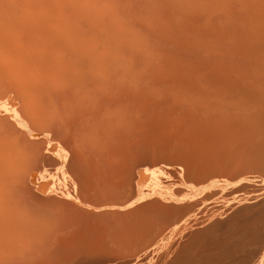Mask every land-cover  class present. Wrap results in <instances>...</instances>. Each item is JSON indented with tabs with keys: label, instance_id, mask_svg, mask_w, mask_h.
<instances>
[{
	"label": "rangeland",
	"instance_id": "374dc122",
	"mask_svg": "<svg viewBox=\"0 0 264 264\" xmlns=\"http://www.w3.org/2000/svg\"><path fill=\"white\" fill-rule=\"evenodd\" d=\"M10 16L46 22L49 30L37 31V37L34 30L13 36L16 45L27 42L38 56L27 68H15L18 53L2 47L0 40V64L10 61L18 69L12 68L13 79L26 76L45 86L41 98H32L29 126L6 131L12 133L10 137L0 133L12 149L11 161L0 162V168L4 166L0 174L7 175L0 176V264H264V114L258 117L263 112L257 111L258 118L254 109L247 112L246 142L237 138L242 88L246 87L244 103L250 108V79L256 72L261 74L258 69L264 65V0H0V31ZM21 93L11 92V100L0 95L1 103L8 100L0 103L4 115L6 107L20 106ZM60 122L68 132L62 131ZM247 131L262 134L249 143ZM62 153L68 157L63 163ZM32 155L37 162L31 161ZM58 163L66 164L59 168ZM137 168H142L145 184L138 182ZM47 174L54 187L60 183L58 187L67 194L56 187L59 191L45 195ZM84 175L92 178L88 181ZM66 182L75 183L76 189ZM143 184L153 185L155 195L136 203V186ZM80 189L93 195H85L89 202ZM44 197H48L46 204ZM103 200L110 205H103ZM73 222L81 227L97 223L98 236L103 230L101 236L108 244L97 243L100 254L51 252L54 235Z\"/></svg>",
	"mask_w": 264,
	"mask_h": 264
},
{
	"label": "bare ground",
	"instance_id": "6f19581e",
	"mask_svg": "<svg viewBox=\"0 0 264 264\" xmlns=\"http://www.w3.org/2000/svg\"><path fill=\"white\" fill-rule=\"evenodd\" d=\"M2 18V17H1ZM0 18V19H1ZM37 20V19H36ZM33 20L32 18H30V17H12V16H10V17H6L5 18V20H4V23L3 22H1V24H2V28H1V35L2 36H4L2 39H0V40H2L1 41V43L3 44V45H1L2 47H7V48H10V49H12V50H15L18 54H17V62H15V64H17L16 66H15V68L16 67H25V68H27V65L30 63V61L31 60H33V59H35V58H37V57H35V53H34V50H32V48L30 47V46H27L28 44H26V43H24V44H26V45H24L22 42L20 43H17V45L14 43V41L12 40V38H13V36L14 35H16V34H18V32H26V31H32V30H34V31H36V33H35V37H37L36 36V34H37V31H41V32H44V33H47L48 32V30H49V24H47L46 22H41V21H39V20ZM39 21V22H38ZM44 23H46V24H44ZM5 24V25H4ZM54 29V28H53ZM57 31V30H56ZM65 31V30H64ZM40 32V33H41ZM39 32H38V34H40ZM50 33H52V32H50L49 31V34ZM64 33V32H63ZM30 35L32 34V32H30L29 33ZM53 35V34H52ZM33 36H34V34H33ZM55 36V35H54ZM56 37V36H55ZM53 38V40L55 41V39L56 38ZM31 38V37H30ZM34 38V37H33ZM48 38V37H47ZM50 38V37H49ZM71 38V37H70ZM77 38V37H76ZM75 39V38H74ZM259 39V38H258ZM32 40V39H31ZM37 40H38V38H37ZM49 40V39H48ZM48 40H46V44H48ZM57 40V39H56ZM18 41V40H17ZM51 41V40H50ZM67 41V40H66ZM257 42H258V40H257ZM36 43H38V42H36L35 41V44ZM39 43H41L40 41H39ZM39 43H38V45H39ZM71 43V42H70ZM35 44H34V46H35ZM43 43H41L40 45L41 46H43L42 45ZM65 44V43H64ZM258 44H259V42H258ZM260 44H261V42H260ZM37 46V45H36ZM44 46H45V44H44ZM259 46V45H258ZM32 47H33V45H32ZM34 48V47H33ZM43 48V47H42ZM259 48V47H258ZM10 49H7V50H10ZM35 49H38V48H35ZM44 49H46V48H44ZM48 49V48H47ZM257 49V48H256ZM260 49V48H259ZM259 49H257V50H259ZM11 50V51H12ZM39 50V49H38ZM51 50V48L50 49H48V51H50ZM73 50V49H72ZM264 51V49H261V51ZM39 51H41V50H39ZM46 52V51H45ZM44 52V53H45ZM257 52H259L260 53V57H261V52H260V50L259 51H257ZM256 52V54H258ZM40 53V52H39ZM44 53H43V59H44V56L46 57V56H48V55H44ZM46 53H48V52H46ZM50 53H51V51H50ZM41 54V53H40ZM42 55V54H41ZM41 55H39V58L41 57L42 58V56ZM264 56V55H263ZM255 57V56H254ZM257 57V56H256ZM47 58V57H46ZM259 58V57H258ZM263 58V57H262ZM38 59V58H37ZM255 59V58H254ZM264 59V58H263ZM262 59V60H263ZM1 62H3L2 60H0ZM255 61V60H254ZM260 61V60H259ZM10 63V61L7 63V61H6V63L4 64H0V95H2V96H4V97H8V99L9 100H11V96L12 95H10V93L11 92H21V90L23 91V93H21V96L19 97L20 98V100H21V102H20V106L19 107H17V106H15L17 103H18V101L17 100H15L16 102L14 103L15 105V107H17L16 109L14 108V110L12 109V108H8V109H12V110H7V107L5 108L6 110H5V113H7L6 115H4V108H3V111H2V109H0V112L2 111L3 112V114H1L0 115V133H4L5 132V135H6V133H7V135L9 136V132H6V131H8V130H10L12 133L13 132H15V130L16 129H18L19 127L21 128V129H23V128H25V125H27L28 124V120H29V117H28V110H29V108L31 107V103H32V101L34 100H32V98L33 97H40L41 98V95L43 94V91H44V88H45V86H44V84H42V83H40V84H36V83H34L33 82V80H29L30 78H27L26 76H20V79H19V77H17L18 78V80H17V78H15V80L13 79V77H12V75L14 76V77H16L15 76V73H14V71H16V70H18V69H14L13 67H14V63L12 62L11 64H9ZM256 63V62H255ZM257 63H259V62H257ZM264 63V62H263ZM260 64H262V63H259V65ZM21 65V66H20ZM253 66H254V63H253ZM255 66H258V65H256L255 64ZM264 66V65H263ZM262 65H261V67H263ZM260 67V66H259ZM258 67V68H259ZM259 68V69H261V70H259L258 69V71H260V72H262V73H264L263 71H262V69L263 68ZM12 68L14 69V71H12ZM24 69V68H23ZM254 69V68H253ZM255 69H256V67H255ZM264 70V69H263ZM21 71V70H20ZM254 71V70H253ZM18 72V71H17ZM23 72V71H22ZM21 72V73H22ZM14 73V74H13ZM261 73V74H262ZM259 72H256V77L254 78V76H253V74L251 75V78H254V80H252V79H250L251 80V84L249 85V84H247V86L249 85V91H250V97L249 96H247V98L249 97V98H251L252 99V101H250L252 104H251V107H253L252 109H250L249 107V110H248V108L246 107V104L244 103V97H246L245 95H244V93H243V91H244V88H246L245 86H244V88H242L243 89V91H241L242 93H241V99H240V112H239V120H238V129H239V137H237V138H239V140H240V142L241 143H245L246 142V138H245V135H246V132H245V126L247 125H250V124H248V122L246 121V116H248V114H247V112H249V111H251V110H253V111H256L255 113H256V118H260V116L262 117V114H264V105H263V103H264V76H262ZM262 76V77H261ZM22 77V78H21ZM247 81V80H246ZM248 82H249V80H248ZM244 84H245V82H244ZM240 86V85H239ZM241 87H243V86H240V89H241ZM26 88H33V91L35 92V93H33V94H30V93H28L27 92V89ZM239 89V90H240ZM241 89V90H242ZM247 90L248 89H246L245 90V94H246V92H247ZM238 92V91H237ZM35 94V95H34ZM66 94V93H65ZM238 94H239V92H238ZM49 96V95H48ZM47 96V97H48ZM66 97V96H65ZM1 98V97H0ZM3 98V97H2ZM1 98V99H2ZM60 98V97H59ZM63 98V97H62ZM68 98V97H67ZM251 99H249V100H251ZM7 100V99H6ZM5 99L4 100H2V103L1 104H3L5 101H6ZM19 100V99H18ZM31 100V101H30ZM54 100H57V99H54ZM64 100V99H63ZM74 100V99H73ZM249 100H247L248 102H249ZM4 101V102H3ZM8 101V100H7ZM14 101V100H13ZM60 101V100H59ZM66 101V100H65ZM11 102V101H10ZM34 102V101H33ZM61 102V101H60ZM63 102V101H62ZM249 102V103H250ZM12 103V104H13ZM35 103V102H34ZM51 103H52V101H51ZM33 104V103H32ZM57 104V103H56ZM4 105H5V103H4ZM4 105H2V106H4ZM6 105H8V104H6ZM1 105H0V107H2ZM11 106V105H10ZM36 107V106H35ZM88 107V106H87ZM74 108V107H73ZM76 108V107H75ZM245 108H247V111H246V109ZM58 109V108H57ZM64 109V108H63ZM66 109V108H65ZM68 109V108H67ZM66 109V110H67ZM85 109V108H84ZM87 109H89V108H87ZM69 110V109H68ZM67 110V111H68ZM76 110V109H75ZM71 111V110H70ZM78 111V110H77ZM80 111V110H79ZM90 111H92L91 109H90ZM253 111H252V113H253ZM257 111H261V112H263V113H259V116L257 117V114H258V112ZM1 112V113H2ZM57 112H59L58 110H57ZM62 112V111H61ZM89 112V111H88ZM87 112V113H88ZM64 113V112H63ZM70 113H72V112H70ZM86 113V114H87ZM252 113L250 112V115H251V117H252ZM30 114V113H29ZM245 114H246V116H245ZM31 115V114H30ZM67 115V114H66ZM77 115V114H76ZM88 115V114H87ZM86 115V116H87ZM90 115V114H89ZM88 115V116H89ZM92 115H93V113H92ZM112 115V114H111ZM63 116V115H62ZM68 116V115H67ZM78 116H79V114H78ZM32 117V116H31ZM64 117V116H63ZM70 117V119H71V115L69 116ZM75 118H76V116H74ZM92 117V116H91ZM246 117V118H245ZM50 118H52V117H50ZM62 118V117H61ZM250 118V117H249ZM80 119V118H79ZM84 119V118H83ZM89 119V118H88ZM87 119V120H88ZM107 119V118H106ZM251 119V118H250ZM252 119H254V117H252ZM67 120H68V118H67ZM248 120V119H247ZM31 121V120H30ZM57 121V120H56ZM59 121V120H58ZM62 121H64V120H62ZM79 121V120H78ZM99 121V120H98ZM53 122V121H52ZM51 122V123H52ZM65 122V121H64ZM63 122V123H64ZM82 122V121H81ZM247 122V123H246ZM253 122V121H252ZM254 122H255V119H254ZM31 123H32V121H31ZM58 123V122H57ZM61 123L62 122H60V125H61ZM68 123H69V120H68ZM257 123V122H256ZM54 124H56V122L54 123ZM66 124V123H65ZM73 124V123H72ZM78 124V123H77ZM98 124V123H97ZM253 125H254V123H252ZM262 124V123H261ZM32 125V124H31ZM30 125V126H31ZM51 125V124H50ZM59 125V124H58ZM79 125V124H78ZM83 125H84V123H83ZM263 126H264V122H263V124H262ZM17 126H19L18 128H17ZM29 125H27L26 127H28ZM62 127H64L65 125H61ZM16 127V128H15ZM48 127H49V125H48ZM51 127H52V125H51ZM54 127V126H53ZM57 127V126H56ZM60 127V126H59ZM59 127H57L58 129H59ZM66 127H68V126H66ZM74 127V126H73ZM81 127V126H80ZM259 127V126H258ZM30 128V127H29ZM28 128V129H29ZM257 127H255V131L257 130L256 129ZM51 129V128H50ZM50 129H48V131L50 130ZM62 129V128H61ZM67 129V128H66ZM70 129H72L71 127H70ZM74 129H75V127H74ZM14 130V131H13ZM44 130V129H43ZM63 130H65V127H64V129H62V131ZM76 130H78L77 128H76ZM247 130H248V128H247ZM249 130H250V126H249ZM19 131H20V129H19ZM23 131H25V130H23ZM44 131H46V130H44ZM56 131H57V129H56ZM59 131V130H58ZM57 131V132H58ZM61 131V132H62ZM66 131V130H65ZM64 131V132H65ZM64 132H62V133H60V134H62V135H65V134H63ZM66 132H68V131H66ZM260 132V131H259ZM259 132H258V134H255L256 132H252V131H250V133H251V135H250V137L248 136V134H250L249 133V131H247V140H248V137H249V141H247V142H252L254 139H256V137L258 136V135H260V134H262V133H260L259 134ZM12 133H10V136H11V134ZM26 133V132H25ZM25 133H23V134H25ZM46 133H48V132H45V137H46ZM54 133V132H53ZM53 133H51V134H53ZM126 133V132H125ZM253 133V134H252ZM15 134V133H14ZM13 134V135H14ZM18 134V133H17ZM16 134V135H17ZM21 134V133H20ZM20 134L18 135V136H20ZM42 134V133H41ZM59 134V133H58ZM58 134H57V136H58ZM264 134V133H263ZM4 136V134H0V162L2 163V164H4V162H6V161H8V163H9V161H11L10 159L12 158V149L10 150L9 149V147H10V143L9 142H6L5 141V139H4V137L2 138V136ZM50 135V134H49ZM48 134H47V136L50 138V136H49ZM55 136H56V134H54ZM54 135H53V137H54ZM75 135V134H74ZM120 135V134H119ZM9 136V137H10ZM18 136H16V137H18ZM60 136V135H59ZM112 136V135H111ZM64 137V136H63ZM13 138V137H12ZM48 138V140H50ZM56 138V137H55ZM58 138V137H57ZM62 138V137H61ZM71 138V137H70ZM97 138V137H96ZM14 139V138H13ZM18 139V138H17ZM46 139H47V137H46ZM63 139V138H62ZM67 139V138H66ZM69 139V138H68ZM75 139H77V138H75ZM75 139H74V141H75ZM52 140V139H51ZM65 140V139H64ZM90 140V139H89ZM110 140H112V139H110ZM53 142H55L54 140H52ZM52 141H50V143L52 142ZM62 141V140H61ZM80 141V140H79ZM58 143L60 142V141H57ZM75 142H77V141H75ZM103 142V141H102ZM56 143V142H55ZM64 143H66V142H64ZM36 144V143H35ZM67 144H68V142H67ZM72 144V143H71ZM109 144V143H108ZM107 144V145H108ZM59 146H62V145H60V143L58 144ZM64 145V144H63ZM83 145V144H82ZM248 145V144H247ZM35 146V145H34ZM66 146V145H65ZM70 145H68V147H69ZM76 146V145H75ZM105 146H106V143H105ZM113 146V145H112ZM117 146V145H116ZM12 147V146H11ZM55 147V146H54ZM77 147H78V145H77ZM83 147H84V145H83ZM104 147V146H103ZM263 147V146H262ZM34 148H36V147H34ZM56 148V147H55ZM64 148V147H63ZM79 148H80V146H79ZM106 148H107V146H106ZM115 148V147H114ZM71 149V148H70ZM69 149V150H70ZM77 149V148H76ZM109 149V148H108ZM113 149V148H112ZM176 149H178V148H176ZM180 149V148H179ZM66 150V149H65ZM107 150V149H106ZM35 151V150H34ZM54 151H55V149H54ZM56 151H57V149H56ZM75 151V150H74ZM84 151V150H83ZM87 151V150H86ZM89 151V150H88ZM109 151V150H108ZM177 151H179V150H177ZM182 151V150H181ZM181 151H180V154H182L181 153ZM240 151V150H239ZM258 151V150H257ZM37 150H36V154H37ZM68 152V151H67ZM70 152V154H71V150L69 151ZM68 152V153H69ZM18 153V152H17ZM41 153V152H40ZM39 153V154H40ZM60 153V152H59ZM68 153H66V154H68ZM74 153V152H73ZM80 153V152H79ZM86 153V152H85ZM105 153V152H104ZM109 154H110V152H108ZM240 153V152H239ZM261 153V152H260ZM24 154V153H23ZM38 154V155H39ZM55 154H57V153H55ZM83 154V153H82ZM98 154V153H97ZM137 154V153H136ZM179 154V153H178ZM178 154L176 153V156H178ZM238 154V153H237ZM246 154V153H245ZM244 154V155H245ZM51 155L52 154H50V156L49 157H51ZM59 155H61L60 156V158H61V160L60 161H64V159L65 158H68V157H64L63 155H65V154H59ZM69 155V154H68ZM85 155V154H84ZM84 155H81V156H83L84 157ZM99 155V154H98ZM103 155V154H102ZM257 155V154H256ZM264 155V154H263ZM46 156H48V155H46ZM53 156H54V154H53ZM56 156V155H55ZM54 156V157H55ZM67 156V155H66ZM71 156H73V155H71ZM77 156H78V154H77ZM80 156V155H79ZM88 156V155H87ZM107 156V155H106ZM152 156V155H151ZM174 156H175V154H174ZM173 156V157H174ZM182 156V155H181ZM15 157V156H14ZM30 157H32V158H30V159H32L31 161H35V162H37V160H34L35 158H34V156L32 155V156H30ZM57 157V156H56ZM59 157V156H58ZM70 157V156H69ZM104 157V156H103ZM107 157H109V156H107ZM114 157V156H113ZM167 157V156H166ZM183 157V156H182ZM41 158V157H40ZM76 158V157H75ZM85 158V157H84ZM105 158V157H104ZM111 158V157H110ZM145 158H146V156H145ZM157 158V157H156ZM174 158H176V157H174ZM179 158V157H178ZM251 158V157H250ZM255 158V157H254ZM254 158H252L250 161H253V163H256L257 162V160L256 159H254ZM53 159V158H52ZM52 159H50V160H52ZM58 159V158H57ZM103 159V158H102ZM154 159V158H153ZM168 159V158H167ZM166 159V160H167ZM171 159H172V156H171ZM44 160H46V158L44 159ZM44 160H42V161H44ZM49 160V159H48ZM49 160V161H50ZM56 160V159H55ZM58 160V161H59ZM88 160V159H87ZM86 160V161H87ZM111 160H112V158H111ZM114 160V159H113ZM112 160V161H113ZM173 160H175V159H173ZM241 160V159H240ZM246 160V159H245ZM63 161H62V163H63ZM80 161H82V160H80ZM169 161L171 162L172 160H170V158H169ZM176 161V160H175ZM174 161V162H175ZM255 161V162H254ZM34 162V163H35ZM72 162V161H71ZM75 162V161H74ZM79 162V161H78ZM83 162V161H82ZM84 162H85V160H84ZM88 162H91V161H88ZM105 162V161H104ZM110 162V161H109ZM183 162V161H182ZM7 163V162H6ZM7 163V164H8ZM61 163V162H60ZM60 163H58V166L60 165ZM150 163V162H149ZM154 163V162H153ZM165 163V162H164ZM167 163V162H166ZM183 163H185V161L183 162ZM38 164H39V162H38ZM40 164H43V163H40ZM66 164V163H65ZM65 164H63V165H65ZM73 163H70V165H72ZM83 164V163H82ZM87 164V163H86ZM91 164V163H90ZM139 164V163H138ZM163 164V163H162ZM170 164V163H169ZM169 164L168 165H166V166H169ZM174 164V163H173ZM176 164H178V162L176 161ZM252 164V163H251ZM50 165V164H49ZM62 165V164H61ZM60 165V166H61ZM62 165V166H63ZM89 165V164H88ZM115 165V164H114ZM137 165V164H136ZM180 165H182L183 166V164H180ZM5 166H6V164H5ZM31 166V165H30ZM39 166V165H38ZM47 166V165H46ZM53 166H55V164L53 165ZM60 166H59V168H60ZM67 166V165H66ZM92 166V165H91ZM111 166V165H110ZM141 166V165H140ZM157 167H158V165H156ZM160 166V165H159ZM166 166H164L165 168H166ZM172 166H174V165H172ZM171 165H170V167L171 168H174V167H172ZM243 166V165H242ZM255 166V165H254ZM259 166V165H258ZM4 167V166H3ZM3 167H1V168H3ZM9 167V166H8ZM29 167V166H28ZM41 167V166H40ZM73 167V166H72ZM71 167V168H72ZM78 167V166H77ZM89 167V166H88ZM154 167V166H153ZM152 167V168H153ZM179 167H181V166H179ZM239 167V166H238ZM246 167V166H245ZM244 167V168H245ZM253 167V166H252ZM1 168H0V170H1ZM6 168H7V166H6ZM5 168V169H6ZM49 168H51V167H49ZM82 169H83V167H81ZM90 168V167H89ZM99 168V167H98ZM106 168H108V167H106ZM113 168V167H112ZM116 168V167H115ZM129 168V167H128ZM165 168H161V169H159L160 171H165L166 172V170H165ZM177 168V167H176ZM189 168V167H188ZM257 168V167H256ZM261 168V167H260ZM7 169H9V168H7ZM42 169H44V168H42ZM62 169V168H61ZM64 169H66V167H64ZM82 169H80V170H82ZM85 169H87V171H88V168L86 167ZM109 169H110V167H109ZM118 169V168H117ZM120 169V168H119ZM124 169H126V168H124ZM138 169V168H137ZM163 169V170H162ZM169 168H167V170H168ZM180 169V174L179 175H182V168H179ZM185 169V168H184ZM258 169V168H257ZM53 170H54V167H53ZM70 169H69V167H68V171H69ZM79 170V171H80ZM116 170V169H115ZM128 170V169H127ZM173 170V169H172ZM175 170V169H174ZM2 171H4V169L2 170ZM10 171V170H9ZM46 171V170H45ZM67 171V170H66ZM86 171V172H87ZM91 171H92V169H91ZM129 171V170H128ZM169 171V170H168ZM178 171V170H177ZM176 171V172H177ZM251 171V170H250ZM5 172H7V171H5ZM47 172V171H46ZM52 172V171H51ZM61 172H64V171H61ZM74 172H76V171H74ZM73 172V173H74ZM109 172V171H108ZM114 172V171H113ZM118 172V171H117ZM121 172V171H120ZM131 173L130 174H132V171H130ZM170 172H171V170H170ZM175 172V171H174ZM240 172V171H239ZM248 172V171H247ZM259 172V171H258ZM2 174L4 173V172H1ZM8 173V172H7ZM7 173H5V174H7ZM29 173V172H28ZM44 173V172H43ZM53 173V172H52ZM65 173H67V174H69L68 172H65ZM77 173V172H76ZM75 173V175H77ZM91 173V172H90ZM122 173H123V171H122ZM125 173V172H124ZM138 173V178H139V180H138V178L136 179V180H138V182H140V183H144V181H143V173H142V168L140 169H138V171H136V174ZM9 174V173H8ZM49 174H51V173H49ZM63 174V173H62ZM80 174H82L81 176H83V173H81L80 172ZM111 174V173H110ZM145 174V173H144ZM175 174V173H174ZM92 175H94V173L92 174ZM91 175V176H92ZM115 175V174H114ZM117 175V174H116ZM124 175V174H123ZM125 175H126V173H125ZM0 176L1 177H3V178H7V175L6 176H2L1 174H0ZM69 176H70V178H72L71 176L72 175H70L69 174ZM68 176V177H69ZM80 176V177H81ZM85 176V175H84ZM87 176L88 175H86L85 177H86V179L88 180V179H90V178H92V177H90V178H87ZM170 176V175H169ZM77 177V176H76ZM79 177V178H80ZM134 177V176H133ZM145 177V176H144ZM46 178H47V187L45 188V195H48V194H50V193H54V191H56V189L57 188H59L58 186H59V184H58V186L56 185V187H54V185H53V183L55 182V181H53V178H52V176H49L48 177V174H47V176H46ZM63 178V177H62ZM67 178V177H66ZM70 178H68V179H70ZM120 178V177H119ZM118 178V179H119ZM125 179H126V177H124ZM64 179V178H63ZM148 179V178H147ZM1 180V179H0ZM8 180H9V178H8ZM31 182H33L34 183V178H33V176L31 177ZM81 180V179H80ZM83 180H85L84 178H83ZM109 180V179H108ZM115 180H117V179H115ZM120 180H121V178H120ZM124 180V179H123ZM122 180V181H123ZM145 180H146V178H145ZM21 181V180H20ZM56 181H59L57 178H56ZM89 181V180H88ZM113 181V180H112ZM122 181H120V183H122ZM68 183H69V181H67ZM66 182V183H67ZM73 182H75V180L73 181ZM73 182L72 183H70V184H72V185H74L73 184ZM77 182H79V180H77ZM86 182V181H85ZM84 182V183H85ZM125 182V181H124ZM130 182V181H129ZM136 182V181H135ZM2 183V182H1ZM0 183V184H1ZM5 183V182H4ZM67 183V184H68ZM88 183V182H87ZM115 183V182H114ZM140 183H138V184H140ZM146 183V182H145ZM144 183V184H145ZM3 184V183H2ZM66 184V185H67ZM70 184H68V185H70ZM81 184H82V182H81ZM123 184V183H122ZM129 185H130V183H128ZM136 184V183H135ZM143 184V185H144ZM65 185V186H66ZM71 185V186H72ZM76 185V184H75ZM74 185V186H75ZM78 185V184H77ZM89 185V184H88ZM107 185H109V184H107ZM127 185V184H126ZM156 185V184H155ZM5 186V185H4ZM23 186V185H22ZM21 186V187H22ZM70 186V187H71ZM80 186V185H79ZM84 186V185H83ZM91 186H92V183H91ZM110 186V185H109ZM123 186H124V184H123ZM146 185H144V186H142V185H138V187L136 186V189H135V191H136V193H137V199H136V203L138 202H142V201H144V199H146V198H151V197H153L154 195H155V192H156V189H155V187L153 186V185H151L150 186V184L148 185L147 184V186L145 187ZM9 187V186H8ZM7 187V188H8ZM11 187V186H10ZM9 187V188H10ZM13 187H16V186H13ZM80 187H82V186H80ZM86 187V186H85ZM112 187H113V185H112ZM115 187V186H114ZM61 188V187H60ZM59 188V189H60ZM73 188V187H72ZM88 188V187H87ZM86 188V189H87ZM12 189V188H11ZM21 188H19V190H20ZM62 189V191H63V188H61ZM75 189H76V186H75ZM78 189V188H77ZM82 189H84L83 187H82ZM82 189H80L81 191H82ZM15 190V189H14ZM22 190V189H21ZM58 190V189H57ZM70 191H72V189H69ZM74 190V189H73ZM5 191V190H4ZM16 191H18V189H16ZM59 191V190H58ZM61 191V190H60ZM67 192H68V190H66ZM65 191V192H66ZM69 191V192H70ZM90 191H92V190H90ZM97 191V190H96ZM134 191V190H133ZM9 192V191H8ZM57 192V191H56ZM69 192H68V194H69ZM86 192V191H85ZM104 192V191H103ZM18 193V192H17ZM21 193H22V191H21ZM25 193V192H24ZM62 193V192H61ZM60 193V194H61ZM63 193H64V191H63ZM73 193H76V191H73ZM77 193H78V190H77ZM82 193H83V191H82ZM99 193V192H98ZM107 193V192H106ZM111 193V192H110ZM56 195L58 194V193H55ZM64 194H67V193H64ZM70 194H71V192H70ZM86 194H88V196L89 195H91V194H89L88 192L87 193H85V195ZM11 195V194H10ZM72 195V194H71ZM80 194H78V196H79ZM83 195H84V193H83ZM85 195H84V197H85ZM157 195V194H156ZM24 196V195H23ZM55 196V195H54ZM58 196H61V198H63L62 197V195H58ZM66 195H64V198H66V197H70V198H74V197H72V196H69V195H67L66 197H65ZM74 196L75 197H77L76 196V194H74ZM82 196V195H81ZM87 196V195H86ZM91 196H93V195H91ZM90 196V198H92ZM99 196V195H98ZM132 196H133V194H132ZM131 196V197H132ZM19 197V196H18ZM34 197V196H33ZM134 197V196H133ZM44 198H46L45 200H44V204H46L45 203V201H47V198L48 197H44ZM83 198V197H82ZM86 198V197H85ZM84 198V199H85ZM94 198L95 197H93V200H94ZM96 198H97V196H96ZM130 198V197H129ZM30 199V198H29ZM57 199H59V197H57ZM66 199H68V198H66ZM77 199H79V198H77ZM76 199V200H77ZM87 199L88 198H86V202H87ZM98 199H99V197H98ZM103 199H106V198H104L103 197ZM181 199V198H180ZM51 200L54 202V200L51 198ZM51 200H49V202L51 201ZM69 200V199H68ZM72 200V199H71ZM74 200V199H73ZM89 200L90 199H88V202H89ZM147 200V199H146ZM150 200H152V199H150ZM18 201V200H17ZM58 201V200H57ZM65 201V200H64ZM75 201V200H74ZM95 201V200H94ZM106 201V200H105ZM105 201L103 200V205L105 204ZM108 201V200H107ZM149 201V200H148ZM59 202V201H58ZM68 202V201H67ZM72 202V201H71ZM77 202V204H80L79 202L80 201H76ZM85 202V201H84ZM83 202V203H84ZM86 202L84 203V207L87 205L88 206V204H86ZM92 200H91V203L90 204H92ZM101 202H102V200H101ZM111 202V201H110ZM113 202V201H112ZM145 202V201H144ZM157 202H158V200H157ZM55 204H57L56 202H54ZM61 203V202H60ZM59 203V204H60ZM65 203V202H64ZM83 203H82V205H83ZM95 203V202H94ZM135 203V204H136ZM151 203V202H150ZM155 203V202H154ZM50 204V203H49ZM68 204V203H67ZM86 204V205H85ZM102 204V203H101ZM100 203H99V205H101ZM106 204H109L110 205V203H106ZM105 204V205H106ZM112 204V206L111 207H114L113 206V204H114V202L113 203H111ZM144 204V203H143ZM58 205V204H57ZM62 205V204H61ZM66 205V204H65ZM64 205V206H65ZM93 205V204H92ZM98 205V206H99ZM109 205H107V206H109ZM145 205H146V203H145ZM190 205V204H189ZM46 206V205H45ZM48 206H50V205H48ZM47 206V207H48ZM56 206V205H55ZM64 206H62V207H64ZM70 206H73V207H75L74 205H71L70 204ZM69 206V207H70ZM77 206V205H76ZM86 206V207H87ZM90 206V205H89ZM94 206V205H93ZM97 206V205H96ZM95 206V207H96ZM131 206H132V204H131ZM182 206V205H181ZM43 207V206H42ZM54 207V206H53ZM59 207H60V205H59ZM66 207V206H65ZM68 207V208H69ZM78 207H80V205L78 206ZM81 207H83V206H81ZM92 207V206H91ZM103 207V206H102ZM101 207V208H102ZM46 208V207H45ZM89 208V207H88ZM87 208V209H88ZM98 208V207H97ZM106 208V207H105ZM108 208V207H107ZM106 208V209H107ZM180 208V207H179ZM52 209V207H50V210ZM57 210L58 209H60V208H56ZM72 209V208H71ZM79 209H81V208H79ZM78 209V210H79ZM84 209V208H83ZM100 209V208H99ZM99 209H97V210H99ZM102 209H104V208H102ZM110 209V208H109ZM112 210H114L113 208H111ZM138 209V208H137ZM186 209V208H185ZM49 210V211H50ZM61 210V209H60ZM75 212L77 213L78 211H77V209L75 208ZM82 210V209H81ZM80 210V211H81ZM94 210H96V209H94ZM52 211V210H51ZM63 211V210H62ZM67 212V210H64V212ZM73 211H74V208H73ZM87 211H89V210H87ZM86 210H85V213L87 212ZM93 211V210H92ZM100 211V210H99ZM98 211V212H99ZM103 211V210H102ZM102 211H100V212H102ZM106 211V210H105ZM53 212V211H52ZM54 212H55V208H54ZM59 212L60 211H58V216H59ZM68 212H69V210H68ZM72 212V211H71ZM71 212H70V214H71ZM91 212V211H90ZM94 212V211H93ZM96 212V211H95ZM97 212V213H98ZM109 211H107V213H108ZM111 212V211H110ZM110 212H109V214H110ZM114 212V211H113ZM113 212H112V214H113ZM115 212H117V211H115ZM44 213H46V212H44ZM62 213V212H61ZM60 213V214H61ZM75 213V214H76ZM85 213H83V214H85ZM97 213H96V215H97ZM103 213H104V211H103ZM55 214V213H54ZM64 214H66V213H64ZM72 214H74V212L72 213ZM80 214V215H79ZM79 214H76V215H78L79 217L82 215L81 213H79ZM88 214V213H87ZM87 214H85L86 215V217L88 216ZM102 214V213H101ZM109 214H107L108 216H109ZM115 214V213H114ZM114 214L111 216V217H113L114 216ZM122 214V213H121ZM57 215H55V217L57 216ZM75 215V216H76ZM90 215H92V214H90L89 213V217H90ZM104 215V214H103ZM105 215H106V213H105ZM111 215V214H110ZM142 215V214H141ZM50 216V215H49ZM66 216V215H65ZM71 216V215H70ZM69 216V217H70ZM116 216V215H115ZM140 216V215H139ZM61 217V216H60ZM68 217V216H67ZM77 217V216H76ZM75 217V218H76ZM79 217H77V219L79 218ZM94 216L92 215V218H93ZM96 217V216H95ZM121 217V216H120ZM62 218H63V216H62ZM72 218V217H71ZM70 218V219H71ZM82 218H83V216H82ZM99 219H100V216L98 217ZM98 218H95V219H97V222H98ZM101 218H102V216H101ZM57 219V218H56ZM68 219L69 218H67V222H68ZM84 219V218H83ZM82 219V220H83ZM90 219H91V217H90ZM89 219V220H90ZM94 219V218H93ZM102 219H104V218H102ZM105 219H106V217H105ZM120 219V218H119ZM133 219V218H132ZM0 220H1V218H0ZM59 220V219H58ZM64 220H66L65 218H64ZM82 220L80 221V220H77L78 222H82ZM86 220V219H85ZM110 220V219H109ZM145 220V219H144ZM72 221H74V219L72 220L71 219V222ZM87 221H88V219H87ZM87 221H85V222H87ZM93 221V220H92ZM103 221V220H102ZM102 221H100L101 223H102ZM106 221H108V218L106 219ZM63 222V221H62ZM67 222H65V223H67ZM89 222V221H88ZM87 222V223H88ZM91 222V221H90ZM105 222V220L103 221V223ZM109 222V221H108ZM110 222H111V220H110ZM113 222H114V220H113ZM46 223V222H45ZM64 223V224H65ZM74 223V222H73ZM75 223H76V221H75ZM74 223V224H75ZM83 223V222H82ZM81 223V224H82ZM102 223V224H103ZM115 223V222H114ZM140 223V222H139ZM59 224V223H58ZM71 225V224H69V226H65V229L66 230H64L61 234H59V235H54V238L56 239V240H54L55 241V244L56 245H54L53 246V248H51L52 249V253L54 254V252H59V253H61L62 252V254H66V255H86V256H92V255H96V254H100L99 253V250H98V248H97V246L99 245V242H104L103 241V236H101L103 233H102V231H101V235L100 236H98V234H100V232H98V229H97V227L95 226L97 223H91V224H85L86 226L85 227H81V225L80 226H78V225ZM105 225H106V223H104ZM107 224H109V223H107ZM115 224H117V223H115ZM49 225H51V224H49ZM60 225V224H59ZM112 225L114 226V224L112 223ZM120 225V224H119ZM148 225V224H147ZM48 226V225H47ZM55 226H57V224L55 225ZM64 226V225H63ZM107 226V225H106ZM111 226V225H110ZM109 226V227H110ZM146 226V225H145ZM104 227V226H103ZM112 227V226H111ZM110 227V228H111ZM124 227V226H123ZM143 227V226H142ZM148 227V226H147ZM49 228V227H48ZM60 228H62V227H60ZM60 228H58L59 230H60ZM105 228V227H104ZM119 228V227H118ZM126 228V227H125ZM64 229V228H63ZM99 229H100V225H99ZM101 229H103V228H101ZM120 229H122V228H120ZM48 230V229H47ZM54 229H52V231H53ZM58 230V231H59ZM105 230H107V229H105ZM111 230H113V229H110V231ZM122 230H124V229H122ZM129 230V229H128ZM127 230V231H128ZM133 230H135V229H133ZM140 230V229H139ZM147 230V229H146ZM55 231V230H54ZM53 231V232H54ZM116 231V230H115ZM127 231H126V234H127ZM145 231V230H144ZM113 232V231H112ZM133 232V231H132ZM147 232V231H146ZM49 233H51V232H49ZM60 233V232H59ZM111 233V232H110ZM114 233V232H113ZM202 233V232H201ZM104 234H105V231H104ZM117 234H118V232H117ZM200 234V233H199ZM49 235V234H48ZM52 235V236H53ZM107 235V234H106ZM203 235V234H202ZM45 236V235H44ZM51 236V235H50ZM109 236V235H108ZM112 236V235H111ZM122 236V235H121ZM125 236V235H124ZM103 237V238H102ZM106 237V236H105ZM110 237V236H109ZM109 237H108V240H109ZM114 237V236H113ZM113 237H111V238H113ZM120 237V236H119ZM126 237V236H125ZM49 239H51V238H53V237H48ZM115 238V237H114ZM105 239V238H104ZM116 239V238H115ZM119 239V238H118ZM126 239V238H125ZM44 240H47V239H44ZM52 240V239H51ZM108 240H106V241H108ZM50 241V240H49ZM53 241V242H54ZM115 241V240H114ZM121 241V240H120ZM46 242H48V241H45V243ZM52 242V241H51ZM116 242V241H115ZM97 243H98V245H97ZM105 243V242H104ZM103 243V244H104ZM111 243H114V242H111ZM47 244V243H46ZM105 244H108L107 242L105 243ZM116 244V243H115ZM45 245V244H44ZM48 245V244H47ZM49 246L51 247V245L49 244ZM48 246V247H49ZM102 246V245H101ZM107 247L109 246V245H106ZM113 246V245H112ZM107 250V249H106ZM106 250L104 251V253L106 254ZM109 250V249H108ZM116 250V249H115ZM50 251V250H49ZM48 251V252H49ZM103 251V250H102ZM112 251H114V250H112ZM113 253H115V252H113ZM56 254V253H55ZM80 256V257H81ZM72 257V256H71ZM1 258V257H0ZM10 260V259H9ZM10 262V261H9ZM4 263V262H3ZM7 264V263H6Z\"/></svg>",
	"mask_w": 264,
	"mask_h": 264
}]
</instances>
